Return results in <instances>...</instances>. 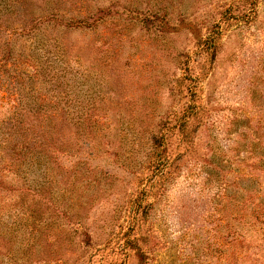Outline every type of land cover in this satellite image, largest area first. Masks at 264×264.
<instances>
[{
    "label": "rangeland",
    "instance_id": "rangeland-1",
    "mask_svg": "<svg viewBox=\"0 0 264 264\" xmlns=\"http://www.w3.org/2000/svg\"><path fill=\"white\" fill-rule=\"evenodd\" d=\"M26 1V21L56 11L90 27L42 24L25 42L67 114L58 156L0 172V264H209L225 190L239 200L231 158L264 129V0ZM160 138L174 166L158 179Z\"/></svg>",
    "mask_w": 264,
    "mask_h": 264
},
{
    "label": "trees",
    "instance_id": "trees-1",
    "mask_svg": "<svg viewBox=\"0 0 264 264\" xmlns=\"http://www.w3.org/2000/svg\"><path fill=\"white\" fill-rule=\"evenodd\" d=\"M26 2L0 0V172L7 170L9 173L12 169L17 176L24 175L25 171L30 173L34 166L40 165L39 159L46 160L51 154L58 156L61 148L55 139V125L60 119L64 123L67 114L60 108L64 100V85H55L51 73L35 67L36 60L27 51L25 42L42 24H55L67 29L90 27L88 18L77 16L64 19L56 11H50L45 16H35L34 13L29 16L30 21H26L22 19L26 16L22 4ZM91 17L94 18L92 23L96 24L97 18ZM213 43L214 40L210 39L209 44ZM193 111V107H189L181 123H178L182 134L187 131V120L194 114ZM88 114L83 112L75 117L74 127H78L80 133L84 130L82 123ZM246 135L250 137L251 144L245 145L246 141L243 144V158L236 155L231 158L234 161L231 167L241 168L237 169L239 173L234 180L240 185L239 191L234 193L239 200L236 202L230 197L232 192L229 187L225 190L227 215L224 218V233L216 236L215 243H208L209 264H264V129L256 125ZM160 141L154 146L147 167L151 177L158 179L171 175L168 171L174 166L163 156L161 149H164L165 143L162 138ZM39 148L48 155H37ZM209 165H212L211 162ZM25 191L33 196L39 194ZM141 201V197L137 199L133 213L136 214L142 207Z\"/></svg>",
    "mask_w": 264,
    "mask_h": 264
}]
</instances>
